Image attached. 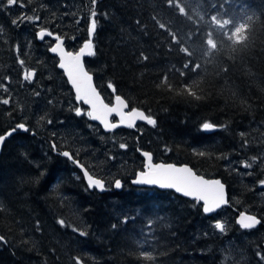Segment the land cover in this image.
Masks as SVG:
<instances>
[{
	"label": "trees",
	"instance_id": "1",
	"mask_svg": "<svg viewBox=\"0 0 264 264\" xmlns=\"http://www.w3.org/2000/svg\"><path fill=\"white\" fill-rule=\"evenodd\" d=\"M23 2L0 0V100H9L0 103V135L29 128L0 154V264H264V0ZM93 10L85 70L106 104L118 95L155 127L104 134L76 116L51 41L37 35L45 29L74 52L89 41ZM204 123L216 131L204 133ZM62 151L106 191L89 188ZM140 152L220 180L227 207L205 217L197 202L132 187ZM239 213L261 222L242 231Z\"/></svg>",
	"mask_w": 264,
	"mask_h": 264
},
{
	"label": "snow or ice",
	"instance_id": "2",
	"mask_svg": "<svg viewBox=\"0 0 264 264\" xmlns=\"http://www.w3.org/2000/svg\"><path fill=\"white\" fill-rule=\"evenodd\" d=\"M30 2V0H29ZM93 9L96 4V0H91ZM6 3L9 7L17 5L18 0H6ZM19 7L24 8L25 3L23 0H19ZM97 13L95 10L91 12V21L90 26L88 28L89 37L93 36L97 29V22L95 20ZM32 20V16L25 17L21 15L19 20ZM36 20L39 17H35ZM19 21L13 20V24H17ZM52 33L41 29L38 33V37L43 39L45 36H51ZM57 41H60V37H55ZM93 44L91 39L86 42L80 51L77 54H73L71 52H66L61 46V43H57L55 47L51 48L52 53H57L59 55V67L63 69L68 77V80L71 82L72 87L75 89L76 100L78 102L82 101L84 104L88 105L90 111H87L86 115L89 119L93 121H99L100 124L103 125L106 131H111L116 129L117 127L124 125L128 128L135 127V122L137 120L145 121L148 125L155 127L157 121L153 119L149 115H145L143 111H138L133 109L130 113H125L124 109L127 107V104L120 96H116V104L114 107H109L107 104L103 102L100 97V94L97 92L96 88L93 86V77L85 70L83 63L81 62V58L87 54L88 56L94 55ZM144 59H147L145 56ZM21 65H23L24 61L20 60ZM35 76V72L29 71L24 75V80L28 83H31ZM108 87L113 89L115 92L114 86L109 83ZM39 93H37L38 95ZM0 103L4 105L9 104L8 99L0 100ZM51 103V101H49ZM115 113L120 117L118 123H112L109 121V117ZM76 116H81V109H75ZM49 124L52 123L51 120L48 121ZM204 130H213L214 125L211 123L203 124ZM29 132V128L25 123H17L10 131H8L4 135H0V146H2L7 140L8 137L12 136L16 131ZM33 135L35 133H32ZM243 135V133H241ZM53 151L57 150V145L55 142L51 144ZM127 146L125 144H120L121 149H125ZM60 154L70 160L74 164L81 166L78 164V161L73 159L68 151H62ZM204 155V153H200ZM143 155L146 157L148 163L145 171H142L137 174L136 179L132 182L137 185L144 186H158L162 190L172 189L176 193L182 194L184 197H191L197 202H203V212L211 213L221 208V206L227 203L225 198V186L221 183L220 180H207L203 177L196 175L193 170L189 167H177L174 165H166V164H153L152 156L145 152ZM255 161L256 158L253 157ZM244 168H251L252 165L249 163L243 164ZM84 176L87 178L88 187L96 188L100 191L105 190L104 183L99 179H93L92 176L88 174L87 171L84 172ZM261 186H264V180L260 181ZM115 189H121L122 184L120 180H116L114 183ZM124 223H127V218L124 219ZM260 220L252 215H241L238 223L244 229H252L255 228L258 224H260ZM62 226L64 221L61 220L59 222ZM113 228H116V225H112ZM215 228L224 231V225L222 223H216ZM81 236L86 235L85 232L81 231L79 233ZM4 240L3 236H0V241ZM259 255V253H258ZM261 259H264V256H261ZM77 264H80L79 260H77Z\"/></svg>",
	"mask_w": 264,
	"mask_h": 264
},
{
	"label": "water",
	"instance_id": "3",
	"mask_svg": "<svg viewBox=\"0 0 264 264\" xmlns=\"http://www.w3.org/2000/svg\"><path fill=\"white\" fill-rule=\"evenodd\" d=\"M88 34H89V33H88ZM45 37H48V38L50 39V41L52 42L51 45H50V47L48 48V54L56 59V68H57V70L63 75V78L65 79V82H66L67 86H68L69 89L71 90V93H72V95H73V99H74L75 104H80L82 107H84V108L86 109V113H87V111H90L89 106L86 105V104H84L82 101L78 102V101L76 100L75 89L72 87L71 82L68 80V77H67L66 72H65L63 69H61V68L59 67V55H58L57 53H52V52H51V48L55 47L57 43H61V46H62V48L64 49V51H66V52H71V51H67V50H66V48H65V46H64V41H63V39H60V41H57V40L55 39V37H57L56 35L45 36ZM37 39H38L39 41H42V39H40V38L38 37V35H37ZM89 39H91V37H89ZM86 42H88V40H87ZM86 42H84V43H83V44H82V45H81L76 51L71 52V53H73V54H77ZM87 57H88V55L85 54V55L81 58V62L83 63V65H84V60H85ZM32 72H33V71H32ZM22 77H23V79H24V75H23ZM93 86H94V83H93ZM94 87H95V86H94ZM97 92H98V91H97ZM100 97H101V96H100ZM115 98H116V97H115ZM115 98H114V100L112 101V103H111L110 105L107 104L109 107H114V106H115V104H116V99H115ZM101 99H102V97H101ZM102 100H103V99H102ZM103 102H104V101H103ZM104 103H105V102H104ZM105 104H106V103H105ZM131 111H132V110L128 111V108H127V107L124 109V112H125L126 114H127V113H130ZM87 118H88V117H87ZM88 120H89L90 123H92V124H94V125H97V126L101 129V131H102L103 133H105V134L111 133V132H113V131H115V130H118V129H129V128L126 127V126L121 125V126L117 127V128L114 129V130L106 131V130L104 129L103 125L99 123V121H93V120H91V119H89V118H88ZM119 120H120V117L117 116L115 113H113V114L109 117V121L112 122V123H118ZM138 123H142V124H144V123H146V122H145V121H141V120H137V121L135 122V125L138 124ZM9 131H10V130H9ZM18 131H19V130H18ZM202 131H203L204 133H212V132H215V131H216V128L214 127L213 130H204L203 127H202ZM7 132H8V131H7ZM7 132H4L2 135L6 134ZM20 132H23V131H20ZM13 134H15V133H13ZM10 137H11V136H10ZM10 137H8L7 140H8ZM5 141H6V140H5ZM3 145H4V144H3ZM3 145L0 146V154H1V150H2ZM143 153H144V152H140V153H139L140 156H141V158H142V160H143V166H142V169H141L140 171L136 172L135 175H134V177L131 179V181H130V185H131L132 187H134V188H139V189H155V190H158V191H168V192L173 193V194H174L175 196H177V197H180V198H183V199H186V200H189V201L197 202V201H195L194 199H192L191 197H184L182 194L176 193V192H175L174 190H172V189L162 190V189H160L158 186H144V185H137V184H134L132 181H133L134 179H136L137 174L140 173V172H142V171H145L146 168H147V163H148V161H147L146 157L143 155ZM61 156H62V155H61ZM62 157H64V156H62ZM64 158H66V157H64ZM66 159H68V158H66ZM68 160H69L70 162H72V160H70V159H68ZM72 163H73V162H72ZM153 164H164V163H153ZM73 165H74L75 168L80 172V174H81L83 180L85 181L86 185L88 186L87 178L84 176V172H85L86 170H85L82 166H78L77 164H74V163H73ZM166 165H167V164H166ZM168 165H174V164H168ZM174 166H177V167H184L185 165H174ZM186 167H187V166H186ZM92 178H93V179H97V178H94V177H92ZM204 179H205V178H204ZM207 180H216V179H207ZM114 183H115V182H114ZM114 183H113V185H112V189H113L115 192H119L121 189H115V187H114ZM91 189H94L97 193H104V192H105V190H104V191H100V190H98V189H96V188H91ZM225 198H226V200H227V197H226V191H225ZM197 203L201 206V212H202V214H203L205 217H211V216L215 215V214H216L218 211H220L221 209H224V208L227 207V203H226L225 205L221 206V208L217 209L216 211L211 212V213H207V214H206V213L203 212V202L201 201V202H197ZM242 214H243V215H249V214H246V213H239L238 215H236V217H235V219H234V223H235V225H236L240 230H242V231H250V230H254V229L259 225V224H258L255 228H252V229H244V228H242V227L240 226V224L238 223V221H239V219H240V217H241ZM217 230H218V229H217ZM218 231H220V230H218Z\"/></svg>",
	"mask_w": 264,
	"mask_h": 264
},
{
	"label": "rangeland",
	"instance_id": "4",
	"mask_svg": "<svg viewBox=\"0 0 264 264\" xmlns=\"http://www.w3.org/2000/svg\"><path fill=\"white\" fill-rule=\"evenodd\" d=\"M79 109H81L82 113L85 114L84 109L82 107H79Z\"/></svg>",
	"mask_w": 264,
	"mask_h": 264
}]
</instances>
